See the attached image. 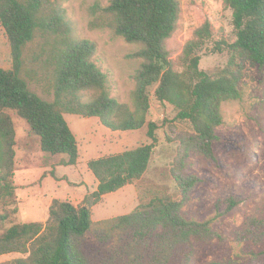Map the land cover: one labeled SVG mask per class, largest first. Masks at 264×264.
Instances as JSON below:
<instances>
[{"label": "trees", "instance_id": "trees-1", "mask_svg": "<svg viewBox=\"0 0 264 264\" xmlns=\"http://www.w3.org/2000/svg\"><path fill=\"white\" fill-rule=\"evenodd\" d=\"M66 1L0 0V23L13 63L11 69L0 67V205L10 209L17 202V131L11 113L26 120L43 152L62 156L59 166H75L79 160L78 141L66 115L98 118L114 132L147 125L152 142L90 160L96 190L78 206L54 200L46 223H14L1 231L0 256L25 255L10 264H200L201 249L221 237L212 220L184 216L183 209L202 181L186 168L194 154L215 159L217 129L224 123L222 105L240 99L245 63L264 67V0H223L232 11L236 39L216 43L214 51H227L230 58L213 74L200 69L201 54L214 37L210 22L186 44L183 71L170 58L167 40L179 20L178 0H110L106 6H93L91 29H109L139 46L132 55L141 64L132 78L130 103L112 96L109 75L95 59L97 44L77 36L62 8ZM152 88L159 104L174 108L176 121L189 128L174 140V190H157L130 214L96 222L92 208L104 196L141 180L149 170L159 130L151 114ZM237 205L229 201V209ZM17 213L0 212V224ZM252 235L264 242V224ZM89 236L107 252L93 257L85 245ZM203 264L238 263L225 257Z\"/></svg>", "mask_w": 264, "mask_h": 264}, {"label": "rangeland", "instance_id": "rangeland-1", "mask_svg": "<svg viewBox=\"0 0 264 264\" xmlns=\"http://www.w3.org/2000/svg\"><path fill=\"white\" fill-rule=\"evenodd\" d=\"M180 15L167 48L175 68L183 71L181 57L186 44L197 29L206 22L214 28V37L204 48L200 69L213 74L224 69L230 55L216 53V43L222 39H236L232 11L223 0H178ZM110 0H67L62 4L72 21L76 34L97 44L95 59L109 75L112 96L121 102H131L135 87L133 75L141 60L132 55L139 50L136 44L126 42L109 29H91L90 9ZM10 44L0 23V67L12 68ZM151 94L152 119L158 122V144L147 173L134 182L102 198L92 208L94 221H102L133 212L157 190L171 193L174 184L170 175L177 156L176 136L189 128L176 121L177 111L163 107ZM241 97L222 105L224 123L217 129L220 142L214 146L215 159L194 154L188 160L187 173L202 181L193 190L191 201L183 209L189 220H212L221 239H216L199 252L197 262L230 257L238 264H261L264 242L254 240L252 234L264 224V67L246 62L240 82ZM40 95L43 96L41 93ZM16 126L17 202L10 209L0 205V212L17 209L8 222L0 224V232L14 223L43 222L49 218L54 200L81 205L85 197L97 188V180L88 168V162L150 144L147 125L137 131H112L98 118L66 115L76 135L79 160L75 166H59L62 156L42 151L40 139L31 134L26 120L11 113ZM238 205L229 209V201ZM252 233V234H251ZM93 257L107 252L95 243L92 236L85 241ZM25 255L12 253L0 256V264H10Z\"/></svg>", "mask_w": 264, "mask_h": 264}]
</instances>
